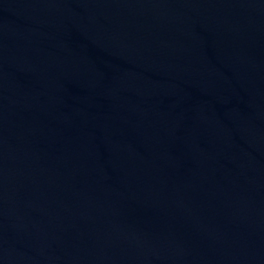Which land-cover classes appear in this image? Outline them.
<instances>
[{
	"label": "water",
	"instance_id": "95a60500",
	"mask_svg": "<svg viewBox=\"0 0 264 264\" xmlns=\"http://www.w3.org/2000/svg\"><path fill=\"white\" fill-rule=\"evenodd\" d=\"M0 264H264V0H0Z\"/></svg>",
	"mask_w": 264,
	"mask_h": 264
}]
</instances>
